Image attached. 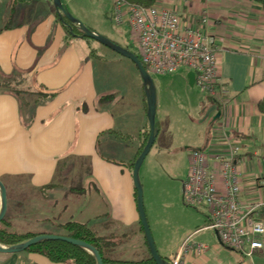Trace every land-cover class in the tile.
Listing matches in <instances>:
<instances>
[{
    "label": "crops",
    "instance_id": "obj_1",
    "mask_svg": "<svg viewBox=\"0 0 264 264\" xmlns=\"http://www.w3.org/2000/svg\"><path fill=\"white\" fill-rule=\"evenodd\" d=\"M30 1L0 0L4 5L0 25L7 10V23L0 28V71L32 77L53 95L21 106L13 94L0 91V180L22 179L35 194L54 182L58 169L66 170L61 174L72 175L78 164L86 162L91 174L85 179L89 188L85 195H68V187L63 186L48 191L42 203L47 202L44 205L50 210L58 209L59 202L66 208L74 206L75 214L83 208V221L79 222L93 229L105 223L110 231L122 235L124 242L117 246V259L144 257L149 250L142 246L137 233L141 223L130 166L149 129L140 74L134 63L121 55L113 61L126 67V81L119 88L107 84L103 75L107 60L91 59L84 40L87 37L70 35L47 0V9L41 12L34 11ZM154 5L172 7L186 21L206 16L203 29L213 37L218 58L219 118H206L202 127H179L168 153L187 151L190 167L192 150L221 154L227 150L224 136L238 143L241 152L235 166L240 201L244 205L261 203L254 216L264 224V111L260 109L264 101V10L252 0H156ZM89 26L106 34L107 30ZM189 72L182 68L172 74H157L152 82L158 107L180 111L192 121L194 111L201 117V109L210 104L206 100L209 95L198 89L195 80L189 84ZM190 88L198 95L201 91L205 100L196 97L193 103ZM158 123L156 112L155 140L161 130ZM192 127L194 132L189 130ZM78 197L84 198L81 205ZM199 209L195 208L200 213L195 223L181 231L177 240L157 250L163 258L177 257L179 264H264V236L261 249L251 257L242 256L220 243L213 230L204 228L207 209ZM90 216L93 221H89ZM42 225L50 227L47 221ZM197 244H202L201 249ZM0 264L63 263L52 262L37 252L21 251L0 252Z\"/></svg>",
    "mask_w": 264,
    "mask_h": 264
},
{
    "label": "built area",
    "instance_id": "obj_2",
    "mask_svg": "<svg viewBox=\"0 0 264 264\" xmlns=\"http://www.w3.org/2000/svg\"><path fill=\"white\" fill-rule=\"evenodd\" d=\"M111 8L112 22L126 25L133 32L138 57L151 76L188 69L194 72L193 80L199 89L218 104L221 102L216 89V48L213 37L203 29L206 16L186 21L172 7L142 6L125 0H112ZM223 141L227 150L221 154L192 150L182 199L188 206L207 209L204 228L213 230L220 243L251 257L263 247L264 224L254 216L261 203L244 205L240 201L241 186L235 165L241 147L227 136ZM201 247L197 244L198 250ZM170 261L179 264L177 257Z\"/></svg>",
    "mask_w": 264,
    "mask_h": 264
},
{
    "label": "rangeland",
    "instance_id": "obj_3",
    "mask_svg": "<svg viewBox=\"0 0 264 264\" xmlns=\"http://www.w3.org/2000/svg\"><path fill=\"white\" fill-rule=\"evenodd\" d=\"M61 1L63 6L65 7L64 9L87 27L90 28L89 25H92L93 27H98L104 31L107 30L106 34L93 30L94 32L106 36L112 41H114L113 39H115V43H118V45H121L123 47H127L137 56L139 55V50L137 46L134 45V34L133 32H131L129 27H127L126 25L118 26L110 20L109 7H111L112 0ZM30 2L32 4L31 8L34 11L41 12L42 10L47 9V6L44 5V0H31ZM47 2H49L48 6L49 8H51V10L55 9L52 0H47ZM2 7H4V5L1 2L0 10ZM6 11L7 10L4 11L5 21L2 25H0V28L3 27L5 23H7V19H5L7 18ZM84 40H86V42L88 43L87 47L91 59H94L96 61L105 60L104 62H106L107 60V63H104L105 65L103 67L104 78H108L107 84L114 87L122 86V82L126 81V67L121 63H115V61H113V59L115 58H121V55L93 39L87 38ZM155 77V75H152V78L155 79ZM189 90L190 92H192L190 93V95L192 94L191 99L193 103L196 100V97H200L202 98V100H205V95L201 91V95H198V93L195 92V88H190ZM157 105H159V101L158 97L156 96L155 107L157 112V119L159 121L158 127H161V130L157 139L152 144L149 152L144 158L140 169L138 170L140 179L139 183H141L143 191V208L145 210L146 218L149 223V227L151 230L150 233L152 234L154 245L158 250L161 249L163 245L167 246L171 244L173 240H177L182 233L181 231H184L191 224L195 223V218H200V213H198L195 208L201 207L199 211H202V208L204 209V207L188 206V204L182 199V184L183 180L186 179V175L189 171V157L186 156V154H188L187 151L179 155H170L167 151L175 142V139L174 142L172 140L177 136V134H175V130H178L181 126H187L189 124H192L194 127H202V117H200L199 112L197 113V111H194V114H192V117H190L192 121H188V119L185 118V114H181L180 111L170 109L168 110L166 106L164 108H160ZM189 130L192 132L195 131L193 127ZM78 198L80 202L79 205H81L84 198ZM73 202H77L75 198L73 199ZM44 204L48 205L47 202H44ZM57 208V211L50 210L48 208L49 211H44V215L53 216L59 212L61 216L56 218V220H65L69 217L74 219L77 218L78 221H83L81 218V215L84 212L83 208H80V210H78V214H75L74 206H69V208L63 209L64 207L60 202ZM92 219L93 217H91L89 221H93ZM141 227V224L138 225L139 231L137 233L139 235V238L140 236L142 238V246L147 250L148 246H146L147 243L142 231L143 229H141ZM46 228L48 229V227ZM54 229L60 233L63 232L61 229ZM134 248V250H137L138 253L140 252V249H138L137 247Z\"/></svg>",
    "mask_w": 264,
    "mask_h": 264
},
{
    "label": "trees",
    "instance_id": "obj_4",
    "mask_svg": "<svg viewBox=\"0 0 264 264\" xmlns=\"http://www.w3.org/2000/svg\"><path fill=\"white\" fill-rule=\"evenodd\" d=\"M125 1L142 6H152L156 2V0ZM252 1L259 4L264 10V0ZM62 22L68 28L70 35L81 33L77 26L68 22L65 17H63ZM69 25L72 26V31L69 29ZM0 91L13 94L21 106L37 104L42 99L53 95V93H48L42 86L38 85L32 77L27 78L20 73L5 75L1 71ZM260 109L264 111V101L260 103ZM148 131L145 133L141 148L146 143ZM130 166L132 167L133 163ZM64 171L58 169L54 176V182L42 186L35 194L30 192L31 187L22 179L2 181L7 190V211L4 218L0 221V244L10 246L24 242L30 237H36L39 234H56L57 231L54 228H57L63 231L61 235L80 239L94 246L101 255L103 264H156L149 253L137 260L117 259V246L123 243L124 240L122 235H118L116 231H110V226L105 223H102L100 228L93 229L86 223L72 220V218L56 220V218L61 216L60 213L53 216L44 215L49 207H45L42 202L47 199L46 194L48 191L66 186L69 190L67 192L68 195L71 193L82 196L89 190L84 185L85 179L91 174L86 162L78 164L76 169L71 172L72 175L61 174ZM89 183L93 184L92 180H89ZM63 209H66V207ZM46 221L50 225L48 229L42 225ZM24 251L37 252V254L45 256L52 262L63 264H97L90 252L61 240H44L32 244Z\"/></svg>",
    "mask_w": 264,
    "mask_h": 264
},
{
    "label": "water",
    "instance_id": "obj_5",
    "mask_svg": "<svg viewBox=\"0 0 264 264\" xmlns=\"http://www.w3.org/2000/svg\"><path fill=\"white\" fill-rule=\"evenodd\" d=\"M55 10H57L59 17L61 20H63V17H65L68 22L74 24L77 26V28L79 29V31H81V33L76 34L74 33V36H78V37H87L90 39H93L101 44H103L104 46L109 47L110 49L114 50L115 52H117L118 54L124 56L125 58L130 59L134 65L136 66V70H138L140 77L142 79L141 82H143L144 85V95H146V101H147V120H148V124H149V134H148V138L146 140V143L144 144L143 148L141 149L140 153L138 154V156L136 157L134 163H133V168H132V179H133V184H134V189H135V196H136V208L138 211V215H139V221L141 223L142 229H143V233L145 236V240L148 246V250H149V254L151 255L150 257L153 258V260L155 261L156 264H173L170 259L168 258H163L157 251L155 245H154V240L152 237V234L150 233V227H149V223L147 221L146 218V214H145V210H144V203H143V191H142V186L139 179V170L140 166L144 160V158L146 157L147 153L149 152L152 144L154 143L156 134H157V128H156V89H155V85L152 76L147 72L146 69H144L145 67L143 66V64L141 63L139 57H137V55L132 52L131 50H129L126 47H123L121 45H118V43H115L114 41H112L111 39H109L106 36L97 34L96 32H94L93 30H91L89 27H87L86 25H84L82 22H80L77 18L73 17L67 10H65L62 1L61 0H52ZM69 29L72 31V26L69 25ZM188 80H189V84L193 85V78L195 77L194 72L192 73V71H190L187 75ZM207 102L208 104H210L209 107H204L201 109V114H202V119L201 121L205 120L206 118H211L212 121H215L219 118V115L221 114V110L219 107L218 102L213 99L211 96L207 97ZM7 190L6 187L4 185V183L0 180V221L4 218L5 213L7 211ZM61 240V241H65L71 244H74L76 246H79L80 248H83L85 250H87L88 252H90L95 260L97 264H103V261L101 260V255L99 254V252L97 251L96 248H94V246H92L91 244L80 240V239H76V238H72L69 236H64L60 234H39L36 235V237H30L29 239H27L24 242H20L18 244L15 245H10V246H4L0 244V252L1 253H17V252H21L24 251L25 249H27L29 246H31L32 244L44 241V240Z\"/></svg>",
    "mask_w": 264,
    "mask_h": 264
}]
</instances>
